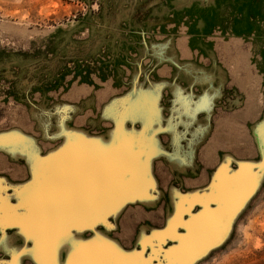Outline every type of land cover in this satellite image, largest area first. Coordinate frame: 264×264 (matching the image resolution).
<instances>
[{
  "label": "rangeland",
  "instance_id": "rangeland-1",
  "mask_svg": "<svg viewBox=\"0 0 264 264\" xmlns=\"http://www.w3.org/2000/svg\"><path fill=\"white\" fill-rule=\"evenodd\" d=\"M105 3L106 0H0V138L12 132L21 133L22 136L31 138L37 147L40 146L42 156L47 157L64 149V139L60 134L64 130H71L88 139L110 142L118 133L120 123V130L129 134L134 143L130 148L132 151H129L136 152L145 163V167L140 170L146 177V182L139 195L128 198L116 195V199L114 194L103 192L102 194L105 193L109 197L101 196L102 194L98 197L101 204L106 200L102 204L104 211L100 204L98 211L85 214V218L79 217V221L75 219V224L70 222L69 225L63 226L65 233H68L67 238L60 242L51 239L44 243L38 238L39 231H31L33 210L31 204L21 197L22 190L34 181L30 161L21 152L19 154L18 151L14 152L11 148L0 145V153L8 157L11 170L29 167L28 174L20 179H13L10 173L0 171V240L3 238L4 241L7 234L15 232L23 238L16 251L4 253L0 250V264H51L44 261L39 253L43 249L41 247L50 249L54 246L56 251L59 249V253L55 254L59 255L54 264L72 262L70 255L75 259L77 251L84 250L83 248L102 250L105 264L112 263L108 256L111 254L118 257L123 255L125 264H264V104L259 116L249 123L250 138L254 139L255 144L252 141L249 148L246 146L243 151L246 157L236 158L230 152L222 156L230 157L235 170L239 169L241 162L252 166L255 172V177L251 180L254 187L244 205L237 210L220 213L219 208L222 205L219 200L218 207L217 202L214 205L213 201L211 203L214 206L210 205L211 203L207 206L210 208L201 207L200 203L195 202L190 212L182 215L184 224L178 226L177 234L174 237L168 236L171 231L170 221L177 205V199L173 200L172 197L176 198L178 193L183 197H196L206 188H210L222 158L215 167L209 169V181L204 186L185 188L171 184L168 192L160 185L159 165L167 166L169 160L179 165L181 162L187 163L192 159L193 153H171L176 146L171 129H167L172 117L168 111L163 124L157 123V130L153 131L152 137L147 135L161 118L159 90L153 94L156 99V113H134L128 116L125 114L126 105H129L130 101L138 96L150 95H147L149 90L146 86L140 84L135 88V81L141 76L140 71L136 76L132 72V80L130 79L131 83L125 93L113 96L97 111L94 102L98 90L114 77L119 71L118 68H122L125 75H129L127 69L131 68L127 62L130 47H126L125 56H119L122 49L116 35L108 28L101 30ZM262 9L263 6L260 11ZM252 19H255V16H252ZM258 20V39L254 40L253 37L244 40L241 46L250 54L249 68L245 73L248 86L243 95L264 102V13ZM98 39L101 41L96 47ZM77 87L86 88L88 91L79 95L78 101H74L69 96ZM131 90H134V93L129 97L113 101L128 95ZM207 96L211 98V103L203 109L210 111L214 94ZM163 100L167 107L175 105L173 97ZM201 100H204V97ZM201 106L203 105L191 108L187 105L188 117H195V110L202 108ZM85 108L86 111L93 109L92 115L86 120ZM104 113L113 123L104 118ZM99 119L106 124L98 127ZM131 123H134L135 129H140L141 125L140 131L131 130ZM178 124L180 128H185L180 141L186 148L191 147L192 137L189 130L192 124ZM257 130L261 131V135L257 134ZM233 131L230 129L229 133ZM156 134L157 141H160L167 153H162V150L156 147ZM231 139L236 141L238 137ZM123 175L128 174L123 172ZM174 192L177 193L176 196ZM117 204L118 208L121 206L119 209ZM127 206L138 209V224L133 241L124 243L118 233L120 220ZM202 208L205 211H201ZM208 209L214 213L219 212V215L215 213L217 217H223L217 218V222L207 220L204 214ZM145 212L147 214H144ZM192 220H195L197 225H188ZM214 221L217 223L216 228L212 225ZM190 230H194L193 233ZM186 232L190 233L188 235L191 238ZM206 233L204 238L203 234ZM183 238L193 239L195 242ZM49 243L53 245L49 247Z\"/></svg>",
  "mask_w": 264,
  "mask_h": 264
},
{
  "label": "crops",
  "instance_id": "crops-1",
  "mask_svg": "<svg viewBox=\"0 0 264 264\" xmlns=\"http://www.w3.org/2000/svg\"><path fill=\"white\" fill-rule=\"evenodd\" d=\"M263 13L264 0H106L101 30L108 28L116 35L122 49L119 56H125L126 47H130L127 62L131 68L127 69L129 75L118 68L114 77L98 90L94 104L99 111L110 98L125 93L132 72L135 76L141 72L135 88L141 84L153 94L160 91L161 118L147 135L152 137L157 123L163 124L168 111L172 117L167 129H171L176 146L171 153H193L187 163L179 165L169 160L167 166L159 165L160 185L168 192L171 184L185 188L204 186L209 181V169L215 167L225 153L230 152L236 158L246 157L243 151L255 142L250 138L248 126L259 116L264 102L243 95L248 86L245 73L250 54L241 46L244 40L258 39V18ZM100 41L97 40L96 47ZM87 91L77 87L69 97L78 101L79 95ZM133 93L131 90L128 95L113 101L124 100ZM211 94L214 98L210 111L202 107L195 110V117L189 118L186 106L196 108L208 103V98L205 101L201 98ZM172 97L175 105L167 107L163 98ZM86 108L85 120L93 113V109L86 111ZM104 118L111 121L105 113ZM179 122L192 124L189 148L180 141L185 128H180ZM105 124L98 120V127ZM131 124L128 125L131 130L140 131L141 125L140 129H135L134 123ZM230 129L235 133H229ZM235 136L238 140L233 141L231 137ZM155 144L162 153L168 152L157 141V134ZM11 169L8 157L0 153V171L10 173L13 179L24 178L29 167ZM137 213V208L127 206L122 214L118 235L124 243L133 241ZM2 239L0 250L4 253L16 251L23 242L18 232Z\"/></svg>",
  "mask_w": 264,
  "mask_h": 264
},
{
  "label": "bare ground",
  "instance_id": "bare-ground-1",
  "mask_svg": "<svg viewBox=\"0 0 264 264\" xmlns=\"http://www.w3.org/2000/svg\"><path fill=\"white\" fill-rule=\"evenodd\" d=\"M148 94L150 95L145 97L138 96L130 101L129 105H126L125 114L128 116L134 115V113H141L143 115L146 113H156V99L150 91H147V95ZM205 98H208V103L203 104L201 107L207 108L211 103V98L206 96L204 97V101L206 100ZM118 127V133L110 142H108L109 140L88 139L71 130H64L60 133L64 139V149L47 157L42 156L40 146L37 147L31 138L22 136L21 133L12 132L13 134H4L0 138L1 146L11 148L14 152L18 151L19 154L21 152L22 155H25L30 161L29 164L31 165L34 181L32 180V184L22 190L21 197L31 204L33 210V217L30 221L32 227L31 231H39L38 238H41L44 243L49 242L51 239H57V241L60 242V240L67 238L68 233H65L63 226L69 225L70 222L74 223V220L79 217L85 218V214L89 212L98 211L101 204L98 197L103 192H110L115 195V198L117 196H120V198H128L141 193L144 182H146V177H144L140 168L145 167V163L141 161L136 152L131 153L129 151L134 143L130 140L129 134L124 130H120V123ZM261 129L262 127H260V130ZM259 132L261 131L257 130V134ZM259 135L261 134L259 133ZM224 157L226 158H222L217 173L215 172V176L213 175L212 185H209L210 188H206L208 191H202V193L196 197H183L180 193L177 195V193L174 192L175 196H177L173 198L174 196L172 195V199H177V205L175 207L174 201L173 207L176 208V212L173 218H171V231L168 236L171 235L170 237H174L175 234H177L179 229L178 226L184 224L182 215L184 213H189L195 202L200 203L201 207L204 206L205 208L211 202L213 203V201H215V205L219 200L222 205L221 208H219L220 213L237 210L244 205L243 203L247 198L246 195L248 190L254 187L251 180L254 179L255 172L252 170V166L250 167V165L241 162L239 163V169L235 170L231 164L230 157ZM123 172L128 175L124 176ZM105 193L101 196L105 195ZM105 201L102 204H104ZM121 201L123 200L121 199ZM212 203L210 205H212ZM217 203L216 206H219V203ZM102 204L101 208L104 211ZM109 204L112 205V203ZM118 206L117 204V208ZM217 207L216 210H218ZM204 208H202L201 211H205ZM207 208H210V206ZM211 209H208L206 214H204L207 220H215L217 222V218L223 217V215L222 217L221 215L217 217L215 215L216 211L214 210L215 213L209 211ZM220 213L218 212L216 214L219 215ZM215 221L212 225L216 228L217 223ZM190 223L192 226L194 224L197 225L195 220L188 222V225ZM26 226L29 227V225ZM193 231L194 230H192L191 233H193ZM188 234L190 235V233ZM193 235L196 236L195 234ZM206 235L207 233L203 234L204 238ZM210 238L212 239V237H209V239ZM189 240L191 239H188V241ZM191 242H193V239ZM201 242L205 241L201 240ZM50 243L48 245L49 247L53 245ZM41 248L43 249L39 253V256L44 261L51 264H54L55 261L57 262V256L59 254H55L59 253V247H57L58 251L55 250L56 246L50 249ZM83 249L84 250L79 252L77 251L76 255H78L74 256L75 259H72L73 255H70L71 258L69 259H71L72 262L69 263L68 261L67 264H76L78 262H82L83 264H105L103 261L105 257L102 250L95 251L94 249ZM108 256L112 260V263L108 262L106 264H125L122 257L123 255H119L118 257L111 254Z\"/></svg>",
  "mask_w": 264,
  "mask_h": 264
},
{
  "label": "water",
  "instance_id": "water-1",
  "mask_svg": "<svg viewBox=\"0 0 264 264\" xmlns=\"http://www.w3.org/2000/svg\"><path fill=\"white\" fill-rule=\"evenodd\" d=\"M252 188H253V187H251L250 190H248V193H247V195H246L247 197H249V195L251 194V192H252ZM186 230L188 231V227H187ZM186 233H187V232H186ZM186 233H185V234H186ZM211 242H212V241H211ZM209 243H210V242H209ZM206 244H207V243H206ZM204 245H205V244H204ZM202 246H203V245H202ZM205 246H206V245H205ZM205 246H203V247H205ZM199 250H200V249H199ZM191 255H192V254H191ZM188 257H189V256H188Z\"/></svg>",
  "mask_w": 264,
  "mask_h": 264
}]
</instances>
